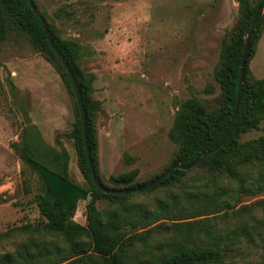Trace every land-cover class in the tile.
I'll use <instances>...</instances> for the list:
<instances>
[{"label": "rangeland", "instance_id": "rangeland-1", "mask_svg": "<svg viewBox=\"0 0 264 264\" xmlns=\"http://www.w3.org/2000/svg\"><path fill=\"white\" fill-rule=\"evenodd\" d=\"M36 2L57 37L79 47V68L91 87L90 97L100 107L95 130L101 179L111 186V176L135 169L138 182L152 179L178 150L168 134L179 104L193 95L215 107L219 94L215 69L222 42L239 18L237 1ZM249 70L264 79V22ZM27 122L38 129L45 146L66 151L68 180L88 188L70 138L75 115L67 85L33 42L14 30L0 42V254L34 240L65 245L61 237L38 231L44 222L35 205L40 180L12 148ZM261 135L264 121L258 130L243 134L241 141ZM157 196L162 191L133 200L153 206ZM262 200L264 192L243 196L235 210L251 206L242 219H261L264 206L253 205ZM85 205L78 202L73 217L80 225H85ZM98 206L105 208L107 201ZM236 222L234 218L219 225L231 228ZM263 244L264 233L239 241L228 249L234 254L229 264H264Z\"/></svg>", "mask_w": 264, "mask_h": 264}, {"label": "trees", "instance_id": "trees-1", "mask_svg": "<svg viewBox=\"0 0 264 264\" xmlns=\"http://www.w3.org/2000/svg\"><path fill=\"white\" fill-rule=\"evenodd\" d=\"M239 18L221 46L215 69L219 89L214 108L208 101L190 96L179 104L169 139L178 147L165 168L175 163L187 165L211 150L222 137L236 106L239 65L249 23L264 0H236ZM38 9L36 0H33ZM39 10V9H38ZM44 18V14L40 12ZM264 16L256 24L251 37L244 70L241 104L237 118L223 147L200 161L189 171L174 170L164 180L141 192L112 195L99 191L92 182L85 156L78 106L67 73L49 46L40 20L27 0H0V42L17 30L28 37L38 51L54 66L66 83L72 98L75 123L70 138L77 153L78 167L89 193L85 205V225L74 222L75 209L56 206L47 197L41 177L29 167L31 159L64 179H69L68 154L45 146L38 129L27 122L20 140L12 143L20 160L40 180V193L35 205L44 222L39 232L55 234L60 244L43 245L38 241L20 243L11 253L0 254V264H229L234 254L228 249L239 241L264 233L261 219H242L251 206L235 208L243 196L264 192V135L241 141L245 133L259 129L264 121V79L250 73L249 62L260 38ZM52 39L62 53L76 79L85 114L88 145L96 177L108 189L124 190L140 187L138 170L116 177L108 186L99 175L96 162L95 118L99 103L91 97V87L79 68V47L61 41L54 26L47 24ZM212 93L211 88L208 89ZM69 181V180H68ZM162 191L153 206L133 200L136 195ZM25 192L29 190L25 188ZM107 201L99 208L100 201ZM253 206H264V200ZM237 218L236 225L221 227L224 221ZM159 235L160 237L158 238ZM264 249V244H263Z\"/></svg>", "mask_w": 264, "mask_h": 264}, {"label": "water", "instance_id": "water-1", "mask_svg": "<svg viewBox=\"0 0 264 264\" xmlns=\"http://www.w3.org/2000/svg\"><path fill=\"white\" fill-rule=\"evenodd\" d=\"M31 11L33 14L40 20L43 30L45 33L46 40L59 59L61 65L63 66L65 72L68 75L71 87L73 89V94L78 106L79 110V115H80V120H81V130H82V139H83V146H84V151H85V156L87 159L90 175L93 184L95 187L106 194H112V195H126V194H132L136 192H141L144 191L148 188L153 187L154 185L158 184L162 180H164L169 174H171L174 170H181V171H189L192 168H194L196 165L200 163L201 160H203L205 157L209 156L210 154L218 151L221 147L224 146L227 137L229 135V132L231 128L233 127V124L237 118L240 104H241V95H242V88H243V80H244V70H245V65H246V59H247V54H248V48L250 44V37L251 34L256 26V24L259 22L261 17L264 14V6H261L257 9L255 14L253 15L250 23L248 30L245 32L244 36V45H243V50H242V55H241V61L239 65V79H238V89H237V99H236V106L235 110L233 112V115L231 117V120L226 127L222 137L220 138L219 142L211 149L208 151H205L204 153L201 154V156L191 163L187 165H182L179 163H175L165 169L159 176L155 177L148 183L136 187L134 189H124V190H114V189H108L104 187L103 185L100 184L98 181L94 167L91 161V156H90V149L88 145V137H87V126H86V114H85V109L81 97V93L79 91V87L77 85L76 79L73 75V72L70 69V66L66 62L65 58L63 57L62 53L56 46L54 40L52 39V36L50 34L48 25L44 18L40 15L37 7L35 6L33 0H27ZM26 163L29 165L31 169H33L42 179L45 187H46V193L47 197L52 201L56 206H62L66 210H72L75 209L78 202H87L89 200V193H87L84 189L81 187L74 185L67 179L62 178L61 176L57 175L53 171L47 169L43 165L31 160L27 159Z\"/></svg>", "mask_w": 264, "mask_h": 264}, {"label": "crops", "instance_id": "crops-1", "mask_svg": "<svg viewBox=\"0 0 264 264\" xmlns=\"http://www.w3.org/2000/svg\"><path fill=\"white\" fill-rule=\"evenodd\" d=\"M116 40V39H115ZM116 41H119V40H116Z\"/></svg>", "mask_w": 264, "mask_h": 264}]
</instances>
